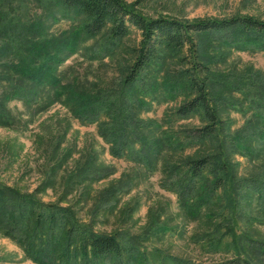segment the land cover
Listing matches in <instances>:
<instances>
[{
	"label": "rangeland",
	"instance_id": "obj_1",
	"mask_svg": "<svg viewBox=\"0 0 264 264\" xmlns=\"http://www.w3.org/2000/svg\"><path fill=\"white\" fill-rule=\"evenodd\" d=\"M126 1L153 17L193 20L249 14L264 19V0ZM14 8L21 22L34 20L44 25L45 35H85L80 32L83 16L68 11L56 0H21L15 2ZM110 29L108 25L95 37L80 38L78 50L59 67L63 84L72 85L76 92L116 94L141 36L134 29L124 38H114ZM181 53L169 50L158 72L156 92L142 98L143 106L132 107L134 113L155 127L159 137L169 141L155 168L135 152L114 155L112 144L100 132L99 122L80 120L70 101H58L33 112L22 99H12L8 107L16 121L11 126L0 125V183L36 191L46 202L72 205L78 216L93 221L98 231H129L152 261L156 257V263L160 256L154 252L159 251L205 263L241 256L254 264H264V254H255L246 237L264 240V205L258 192L246 188L236 194L229 183L198 215L180 205L176 184L187 170L185 162L213 151L217 144L212 137L200 141L191 135L193 129L204 124V118L178 116L176 108L185 96L173 95L163 85L164 75L175 76L185 67L180 62ZM224 54L213 64L215 71L247 74V70H260L264 74V50L228 47ZM227 95L240 103L220 106L226 125L219 139L227 137L226 133L227 138L235 135L256 118L252 104L240 92ZM68 98L72 101L70 95ZM114 114H104L102 121L111 124ZM241 141L249 147H255V143L264 145L246 131ZM258 150L259 155H231L241 180L263 169L264 147ZM210 179L209 172L201 177V193L203 183ZM0 264L37 263L24 257L22 248L0 231Z\"/></svg>",
	"mask_w": 264,
	"mask_h": 264
},
{
	"label": "trees",
	"instance_id": "obj_2",
	"mask_svg": "<svg viewBox=\"0 0 264 264\" xmlns=\"http://www.w3.org/2000/svg\"><path fill=\"white\" fill-rule=\"evenodd\" d=\"M16 1L21 0H0L1 126H11L16 121L8 107L12 99H22L33 112L58 101H70L80 120L99 122L100 132L112 144L114 155L135 152L155 168L169 141L159 137L155 127L134 113L132 107L143 106L142 98L156 92L158 72L167 53L180 50V62L185 67L175 76L164 75L163 85L171 94L185 96L176 108L178 116L204 118V124L193 129L191 135L200 141L212 137L217 143L213 151L185 162L187 170L176 184L181 207L198 215L229 183L236 194L246 188L258 192L264 205V167L241 180L231 159L234 152L259 155L258 149L264 147L258 143L249 147L241 141L246 131L264 143V74L260 70L242 74L213 68L225 56V48L264 50V19L249 14L193 20L153 17L126 0H56L68 11L83 16L80 32L85 35L55 36L45 35L40 22H21L15 13ZM108 25L114 38H124L134 29L140 33V43L133 48L134 60L116 94L76 92L72 85L62 83L59 67L78 50L81 37H95ZM234 91L250 101L256 118L235 135L227 138L226 133L227 137L219 139L226 125L220 106L240 103L227 95ZM113 112L116 115L111 124L102 121L101 116ZM207 172L211 179L203 183L201 193L199 182ZM0 231L22 248L24 257L37 264H254L241 256L205 263L159 251L154 252L160 256L156 263V257L152 261L129 231H98L93 221L82 220L72 205L46 202L36 191H23L6 183H0ZM246 237L255 254H264V240Z\"/></svg>",
	"mask_w": 264,
	"mask_h": 264
}]
</instances>
